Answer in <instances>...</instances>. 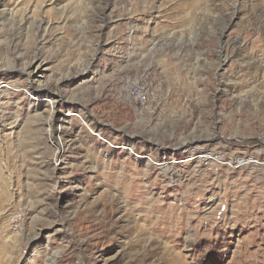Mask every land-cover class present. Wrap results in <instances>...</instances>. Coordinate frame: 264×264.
<instances>
[{
  "label": "rangeland",
  "instance_id": "374dc122",
  "mask_svg": "<svg viewBox=\"0 0 264 264\" xmlns=\"http://www.w3.org/2000/svg\"><path fill=\"white\" fill-rule=\"evenodd\" d=\"M0 3V264H264V0Z\"/></svg>",
  "mask_w": 264,
  "mask_h": 264
},
{
  "label": "built area",
  "instance_id": "2783aa9c",
  "mask_svg": "<svg viewBox=\"0 0 264 264\" xmlns=\"http://www.w3.org/2000/svg\"><path fill=\"white\" fill-rule=\"evenodd\" d=\"M125 97L127 98V100L135 103L140 107H145L148 103L147 92L145 91L143 86L139 84L134 83L130 85L126 89ZM51 144L54 146L53 143ZM198 157H199L198 159H200V164H201L200 166L206 167L207 170H211L212 168L218 166H227L228 168L239 169L242 167H246V165L250 163L252 164L258 163L256 161H252L251 159H247L243 157H228V155L222 152H215V151L204 155H200Z\"/></svg>",
  "mask_w": 264,
  "mask_h": 264
},
{
  "label": "bare ground",
  "instance_id": "6f19581e",
  "mask_svg": "<svg viewBox=\"0 0 264 264\" xmlns=\"http://www.w3.org/2000/svg\"><path fill=\"white\" fill-rule=\"evenodd\" d=\"M0 7H2V4L0 3ZM7 87H8V85H6ZM34 94V93H33ZM32 93H31V99H35V96L33 95ZM62 101V97H60V96H55V97H49V100H48V102H49V107H50V109L52 110V111H55V109H57L58 108V106L60 105V102ZM77 117H79V116H77ZM52 118H53V114H51V115H48V117H47V119L45 120V122H44V124H45V128L47 129V136L49 137V138H51L52 136L53 137H55L56 138V134H57V131H56V129L55 128H52ZM86 127H87V125H86ZM60 138V137H59ZM61 139V138H60ZM56 148H57V146H56ZM64 151V149H62L61 150V148L58 150V152L56 153V157H59L60 158V156L61 155H63V152ZM129 152H130V154H132L133 156H135V157H139V155H137L136 153H134L133 152V150L132 149H129ZM62 153V154H61ZM203 157V156H202ZM149 162L151 163V164H156L155 162H153L152 160H149ZM250 163V162H249ZM157 166H164V164H157Z\"/></svg>",
  "mask_w": 264,
  "mask_h": 264
}]
</instances>
